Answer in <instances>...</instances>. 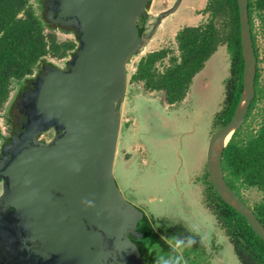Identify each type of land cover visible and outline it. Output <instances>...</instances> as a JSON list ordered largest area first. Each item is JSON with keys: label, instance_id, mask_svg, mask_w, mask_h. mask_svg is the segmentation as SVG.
Returning <instances> with one entry per match:
<instances>
[{"label": "water", "instance_id": "95a60500", "mask_svg": "<svg viewBox=\"0 0 264 264\" xmlns=\"http://www.w3.org/2000/svg\"><path fill=\"white\" fill-rule=\"evenodd\" d=\"M151 0H49L50 21L71 26L77 46L64 68L47 66L23 92L26 128L0 153V213L26 232L50 264H147L129 233L141 211L113 175L127 64L145 45L138 17ZM181 0L158 16L174 12ZM243 60L242 89L227 123L210 136L208 180L264 242V226L224 179L222 152L255 96L257 59L248 0H236ZM54 129L48 142L37 136ZM227 140L222 145V139ZM91 202V203H88ZM23 234V233H22Z\"/></svg>", "mask_w": 264, "mask_h": 264}, {"label": "trees", "instance_id": "16d2710c", "mask_svg": "<svg viewBox=\"0 0 264 264\" xmlns=\"http://www.w3.org/2000/svg\"><path fill=\"white\" fill-rule=\"evenodd\" d=\"M33 2L36 5L30 0H0V115L7 126L16 123L13 113L17 94L9 101L12 86H29L33 74L36 77L46 66L53 65L49 57L71 56L77 46V33L73 27L49 20V0ZM201 12L207 17L204 22L183 26L176 33L177 55L169 47L147 52L135 64L130 81L140 83L142 93L162 91L167 103L180 102L187 95L193 77L217 48L224 45L230 57V74L224 82L222 108L215 117L218 129L232 116L242 89L243 60L237 1L207 0ZM140 17L146 19L147 16ZM248 19L257 59L255 96L244 123L233 132L224 147L221 164L226 183L264 226V0H248ZM58 32L71 33L73 38L61 40L57 37ZM7 139L0 128V146ZM205 173L207 206L229 238L237 260L240 264H264V242L244 217L216 194L207 171ZM251 189L259 194V198L250 204L244 192ZM138 222L135 234L129 233V236L141 256L151 262H154L155 253H159V249L154 248L156 245L168 251L170 238L193 235L180 223L160 225L162 236L145 216L142 215ZM195 238L197 243L183 252L186 260L199 257L197 251L201 240ZM153 248L154 251L149 252Z\"/></svg>", "mask_w": 264, "mask_h": 264}, {"label": "rangeland", "instance_id": "374dc122", "mask_svg": "<svg viewBox=\"0 0 264 264\" xmlns=\"http://www.w3.org/2000/svg\"><path fill=\"white\" fill-rule=\"evenodd\" d=\"M174 2L151 0L146 8L147 30L150 31H145V35H150L140 52L132 56L126 66V91L120 108L117 143V148L124 146L127 152L138 154L136 160H128L125 168L117 149L113 175L128 201L133 204L147 202L146 212L155 215L160 222L165 225L180 223L202 240L203 253L187 262L183 255L182 264H240L229 238L207 206L205 193L208 186L205 173L207 145L217 129L215 117L222 108L224 82L230 74V57L225 46H219L205 62L180 102L167 103L162 91L142 93L141 84L130 81L141 56L164 47L172 48L177 55L175 35L178 30L183 26L197 25L207 18L201 12L207 0H181L174 12L157 21L156 16H160ZM30 3L36 5L33 0ZM57 37L70 39L73 34L58 32ZM69 57H49L48 60L61 67ZM14 88L15 85L12 86L9 101ZM0 128L6 134L3 115H0ZM136 134L138 139H134ZM49 136L50 133L45 132L39 139L47 141ZM136 143L143 144L144 155L141 158L146 160L145 163L139 158L141 149L137 150ZM244 196L250 204L259 198L254 189L245 191Z\"/></svg>", "mask_w": 264, "mask_h": 264}, {"label": "flooded vegetation", "instance_id": "af4514ba", "mask_svg": "<svg viewBox=\"0 0 264 264\" xmlns=\"http://www.w3.org/2000/svg\"><path fill=\"white\" fill-rule=\"evenodd\" d=\"M150 2H148V6H149ZM157 18H158V16H156V19ZM146 21H147V17H146V19H144L142 17H138V19H137L138 26L142 27L144 29V32L150 31V30H147L148 25L146 24ZM64 67H65V63L63 66L58 67V68H64ZM31 77H33L32 80L34 81L35 75H32ZM32 80L30 81V84L27 87L22 86L21 88H19L18 87L19 85L17 87L15 86L14 93H13V96L10 99V101L17 94V101L15 104V110L13 113L14 120H16V123L14 126L13 125L12 126L11 125H8V126L5 125L6 126V134H4V135L8 136V139L6 140V142L3 145L0 146V153L2 152L3 148L6 147V145H8L12 141V138L19 131H22L26 128V124H25L26 116L24 114V109H25L24 98L25 97L23 95V92L27 91L33 87V81ZM45 132L50 133V136L48 137L47 141L44 139H39L41 134H43ZM45 132L40 133V135L37 136L38 141L48 142L56 134V131L54 129H50V130H47ZM138 138H139V136H137V134L134 135V139H138ZM118 141H119V137H118ZM118 141H117V143H118ZM136 145L138 146L137 150L141 149V154H140L139 158H140V160L143 161V163H145L146 160L141 158L142 155H144L143 154V148H144L143 144L136 143L134 146H136ZM117 149H118V153H120V155H121V159H122L124 167L128 165V160H130V159L136 160V157H137L136 155L138 153L137 154L136 153L131 154L130 152L126 151L124 146H120ZM2 191H3V182L0 180V194L2 193ZM145 203L147 204V202L139 201V202H137V204H133V203L132 204L134 206H136L141 211L143 216H145L147 219H149L151 224L155 227V230H157L158 233L163 236L162 232L160 231V229L158 227L160 225H165V223L160 222L158 219H156L154 217L155 215H152L149 212H146V208H145L146 204ZM11 214L12 213H10V212L0 213V264H50L51 263L50 257L44 255L43 253H38V252L34 251L36 249V244L31 243L29 241V239L27 238L26 232H24L23 230H17L15 228L11 227V225L9 226V224H10L9 218L11 217ZM157 222H160V224H157ZM162 223H164V224H162ZM195 237H197V236L195 235ZM135 238H137V237H135ZM201 243H202V240H201ZM201 243H200V247H199L200 249L197 251L198 255L203 253V252H201L202 251L201 249L203 248ZM183 255H184V253H183ZM142 258H143V256H142ZM184 258H185V256H184ZM143 260L147 264H154V262H151V261L146 260L144 258H143ZM187 261H189V260H186V262Z\"/></svg>", "mask_w": 264, "mask_h": 264}, {"label": "clouds", "instance_id": "9594fccd", "mask_svg": "<svg viewBox=\"0 0 264 264\" xmlns=\"http://www.w3.org/2000/svg\"><path fill=\"white\" fill-rule=\"evenodd\" d=\"M196 243L195 235L172 237L168 241V251H164L159 245L154 247L159 249V253H155L154 264H182L183 252L192 248ZM154 248L149 249V252H153Z\"/></svg>", "mask_w": 264, "mask_h": 264}, {"label": "bare ground", "instance_id": "6f19581e", "mask_svg": "<svg viewBox=\"0 0 264 264\" xmlns=\"http://www.w3.org/2000/svg\"><path fill=\"white\" fill-rule=\"evenodd\" d=\"M228 136L226 137V139H222L221 144L223 145L225 143V141L227 140Z\"/></svg>", "mask_w": 264, "mask_h": 264}]
</instances>
